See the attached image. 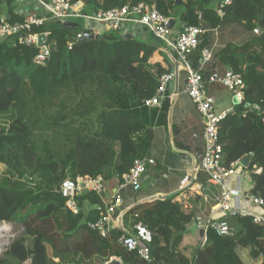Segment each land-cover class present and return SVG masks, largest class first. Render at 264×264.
I'll use <instances>...</instances> for the list:
<instances>
[{
  "label": "trees",
  "instance_id": "obj_1",
  "mask_svg": "<svg viewBox=\"0 0 264 264\" xmlns=\"http://www.w3.org/2000/svg\"><path fill=\"white\" fill-rule=\"evenodd\" d=\"M81 1L86 14L146 2L174 19L173 28L197 25L202 14L209 29L238 27L246 33L241 42L222 46L214 56L246 83L244 101L222 120L219 135L226 166L252 154L244 167L253 183L250 191L264 196V0H233L222 17L217 13L221 0ZM15 3L0 0V16L6 8L9 20H22L25 15L14 13ZM34 30L48 32L50 55L42 63L36 61L38 46L0 40V164L6 166L0 168V223L24 227L0 256V264H53L49 246L61 258L72 254L108 261L116 256L126 264H243L238 245L255 258L264 254V215L255 221V215L243 210L229 218L233 235L204 230L206 243L186 256L181 244L194 212L183 211L180 192L129 211L150 234L151 262L121 245L122 230L103 237L89 227L104 211L102 197L94 191L77 196L81 212L74 214L63 189L67 180L103 175L106 181L122 182L136 159L150 157L153 126L166 122L170 99L160 109L145 101L154 96L161 76L171 73L170 67L154 59L160 43L152 34L125 38L106 31L97 38L75 39L80 32H92L81 24ZM212 34L195 50L200 55L203 47L211 48ZM196 182L213 186L202 171ZM85 200L101 205L99 214L92 210L86 217Z\"/></svg>",
  "mask_w": 264,
  "mask_h": 264
},
{
  "label": "built area",
  "instance_id": "obj_2",
  "mask_svg": "<svg viewBox=\"0 0 264 264\" xmlns=\"http://www.w3.org/2000/svg\"><path fill=\"white\" fill-rule=\"evenodd\" d=\"M41 2L45 9V13L42 15L30 13L26 14L22 20L15 21L9 20L6 14L0 16V40L10 39L19 45L38 46L40 51L36 61L40 63L45 62L49 57L50 47L46 43L42 46L39 45L41 34L34 29L48 24L64 25L71 18L83 19L91 23L94 28L103 25L105 32H116L123 36L126 34V27L129 23H137L143 26L149 33L164 41H167L173 33V27H170L171 18L162 14L155 5L146 2L124 5L110 10L99 9L90 14L84 12L85 4L81 0H46ZM232 2L233 0H221L219 2L217 5L219 16L224 15V8ZM209 32L217 35L218 29L207 28L204 25L202 14H199V24L185 26L178 33L173 47L179 58L184 61L185 69L188 72L186 93L200 114L203 125L204 144L202 153H188L185 159L192 163L193 175L199 171L205 172L209 175V183L220 187V190L214 192L212 196L216 202L215 207L209 214L197 215L195 221L198 227L205 231L213 228L221 236H230L235 232V228L231 225L229 218L237 216L243 211V200L264 211V196L256 195L251 191H243L240 179L244 172L238 170V167H243L240 160L232 162L230 166L224 164L219 128L222 120L234 109L218 111L214 97L206 90L209 84L221 85L233 93L238 103H242L245 99L244 91L246 88L242 75L231 68H226L224 70L216 69L208 76H204L201 71L189 64L188 56L200 47L203 39L208 37ZM258 32L259 29H256L255 33ZM42 34H45L47 38L48 32ZM85 35L80 32L75 39H81ZM201 57L206 63L212 61V49L203 47ZM173 79L174 73L163 74L154 96L147 99L145 105L161 107L162 101L170 96L167 95L168 85ZM155 164V160L151 157L136 159L130 171L123 176V181L119 182L113 199L106 205L102 216L97 221L90 222L89 227L96 229L103 237H108L114 229L113 215L118 208L124 205L121 189L130 187L134 191H139L148 168ZM233 176H237L238 184L235 187H229L226 184L227 180ZM106 185L107 181L103 175L95 178L79 175L75 179L67 180L63 185V189L68 195L67 207L74 214H79L81 208L78 206L77 196L87 190L94 191L103 198ZM205 196L206 200H209L207 194ZM217 215L219 218H216ZM261 217H256L255 221L261 220ZM140 227L142 232L139 233L124 228L119 237V242L127 250L136 251L142 259L151 262L150 248L147 244L150 234L143 224H140Z\"/></svg>",
  "mask_w": 264,
  "mask_h": 264
},
{
  "label": "crops",
  "instance_id": "obj_3",
  "mask_svg": "<svg viewBox=\"0 0 264 264\" xmlns=\"http://www.w3.org/2000/svg\"><path fill=\"white\" fill-rule=\"evenodd\" d=\"M41 1L46 0H16L14 13L15 15H26L30 13L42 15L45 13V9ZM102 1L100 0V2ZM89 10L91 11L89 14L93 13V10ZM4 12L9 18V12L6 8ZM78 24H81L85 29H89L94 35L99 36L105 32L103 25L94 28L91 23L78 18H71L67 25L77 26ZM180 31L181 29L176 26L167 41L161 39L157 41L160 45L155 53V60L158 62L165 61V66L170 67V72L174 73V79L168 85L167 95H170V107L167 113V120L165 123H155L153 126L155 139L150 157L155 160L156 164L148 168L143 179L142 187L138 192L132 190L130 187L121 189L124 205L116 210L113 218L115 220L114 229L123 230L126 228L134 233L142 232V228L140 225H136L135 218L129 211L135 207L146 205L157 198H166L180 192L181 194H179L177 199L182 201L183 211L186 213L194 212V219L188 224L181 244L182 252L186 256L191 257L196 249L202 247L207 241V235L202 228L198 227L195 218L197 215L203 213L209 214L215 207L216 202L212 196L214 192L220 190V187L212 186L203 188L201 184L196 182L198 173L196 172L195 175L192 174V163L185 159L188 153L201 154L204 141L201 116L186 93L188 72L185 69L184 61L179 58L173 47ZM126 34H131V36L142 39H147L151 35L143 26L137 23H129L126 27ZM245 36L246 33L238 27L219 29L218 34H212V38H210L213 52L212 61L204 62L199 52L193 51L188 56L189 64L201 71L204 76H208L216 69L224 70L226 68L214 57L215 54L222 46L229 43L237 44ZM206 90L214 97L215 106L218 111L232 109L238 104L233 93L221 85L209 84ZM152 108H157V106H153ZM238 170L244 172V174H241L240 179L243 191H250L253 183L248 171L244 169V166L242 168L238 167ZM260 171L259 169L258 172ZM226 184L229 187H235L238 184L237 176L229 178ZM118 185L119 180L117 178L107 181L106 190L102 198L104 211L106 205L112 201ZM205 194H207L209 200H206ZM100 207L101 205L94 204L90 200H85L82 211L86 217L92 210L97 215L101 209ZM243 210L256 217L264 215V211L261 208L252 206L247 202L243 204ZM216 218H219V215ZM236 251L243 264H263L264 254L255 258L248 248L241 245L236 247ZM117 258L120 259L121 264H126L122 258ZM75 259L77 262L66 260L64 257L61 258V256H54L53 264H103L105 262L96 256L88 260H81L77 257Z\"/></svg>",
  "mask_w": 264,
  "mask_h": 264
},
{
  "label": "rangeland",
  "instance_id": "obj_4",
  "mask_svg": "<svg viewBox=\"0 0 264 264\" xmlns=\"http://www.w3.org/2000/svg\"><path fill=\"white\" fill-rule=\"evenodd\" d=\"M182 1H184V0H182ZM0 168H1V170H5L6 166L3 164H0ZM246 202L247 201L243 200V204ZM23 229H24V227L20 224H17V223H12V222L0 223V256L6 251L9 244L11 243V241L14 238H16L22 234ZM49 255L52 257V260H53V257L56 255V254H54V251H53L51 246H49ZM64 258L66 260L73 259L74 262H77L76 259L72 256V254L64 256ZM62 262H63V260H62ZM24 264H29V262H25Z\"/></svg>",
  "mask_w": 264,
  "mask_h": 264
},
{
  "label": "water",
  "instance_id": "obj_5",
  "mask_svg": "<svg viewBox=\"0 0 264 264\" xmlns=\"http://www.w3.org/2000/svg\"><path fill=\"white\" fill-rule=\"evenodd\" d=\"M181 2H182V0H176V3L177 4H180ZM67 24H64V25L51 24V25H49V29H61L63 26H66ZM173 24H174V19L171 18L170 19V27H173ZM85 37H88L90 39H93V38H97L98 35L86 34ZM85 37H83V38H85ZM124 37L125 38H131L132 36H131V34H124ZM155 39L157 41H160V38L159 37H155ZM45 42H46V35L45 34H41L40 35V38H39V45L42 46ZM236 102L238 103L237 100H236ZM251 159H252V154H248L243 159H241L240 161H241V164L244 167H246L249 164V162L251 161ZM103 264H121V261L117 257H112L108 261H105Z\"/></svg>",
  "mask_w": 264,
  "mask_h": 264
},
{
  "label": "bare ground",
  "instance_id": "obj_6",
  "mask_svg": "<svg viewBox=\"0 0 264 264\" xmlns=\"http://www.w3.org/2000/svg\"><path fill=\"white\" fill-rule=\"evenodd\" d=\"M91 218V217H90ZM98 220V219H97ZM95 221V220H94Z\"/></svg>",
  "mask_w": 264,
  "mask_h": 264
},
{
  "label": "clouds",
  "instance_id": "obj_7",
  "mask_svg": "<svg viewBox=\"0 0 264 264\" xmlns=\"http://www.w3.org/2000/svg\"><path fill=\"white\" fill-rule=\"evenodd\" d=\"M174 29V28H173Z\"/></svg>",
  "mask_w": 264,
  "mask_h": 264
}]
</instances>
